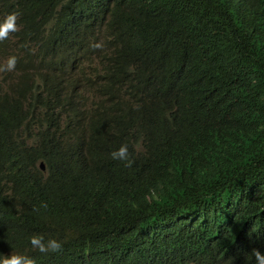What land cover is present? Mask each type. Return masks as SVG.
<instances>
[{
  "label": "trees",
  "instance_id": "obj_1",
  "mask_svg": "<svg viewBox=\"0 0 264 264\" xmlns=\"http://www.w3.org/2000/svg\"><path fill=\"white\" fill-rule=\"evenodd\" d=\"M177 1L188 6L186 13H175ZM234 7L232 0H0V19L18 14V31L0 41V66L4 58H17L15 70L0 73V244L6 251L36 264H86L77 244L88 241L105 249L95 256L113 255L111 264H177L197 251L208 264H255L252 249L264 253V210L258 207L264 202V0L244 13ZM102 37L107 66L98 81H108L114 95L123 81L130 96L133 74L148 75L155 84L130 105L154 131L147 132L145 146L155 159L143 165L124 138L128 132L103 133L97 116L86 147L102 153L105 169L123 170L111 179L123 181L104 185L91 215L92 208L77 201L71 216L63 217L72 235L64 249L40 253L29 237L45 234L47 241L54 235L45 219L56 195L71 187L89 190L75 171L80 144L69 133L84 136L78 97L61 107L41 91L37 75L56 85L59 69L65 76L69 67H79L90 43ZM234 50L241 69L232 61ZM21 80L29 82L35 104H22ZM42 112L53 125L39 134V144L15 142L7 149L8 134L32 128L29 118ZM123 144L131 166L111 158L112 149ZM186 161L198 171H185ZM36 162L44 163L45 172ZM154 181L166 187L151 198L153 204L168 188L182 208L207 204L210 218L199 225L217 235L180 223L154 254H145L122 223L136 189ZM197 242L224 249L208 252Z\"/></svg>",
  "mask_w": 264,
  "mask_h": 264
},
{
  "label": "clouds",
  "instance_id": "obj_2",
  "mask_svg": "<svg viewBox=\"0 0 264 264\" xmlns=\"http://www.w3.org/2000/svg\"><path fill=\"white\" fill-rule=\"evenodd\" d=\"M234 2L235 13H244L249 6L254 2H261L262 0H232ZM179 5L173 7L177 15L184 14L188 11V6L184 2L177 1ZM182 5V6H181ZM198 9L194 14H196ZM240 19V16L237 17ZM17 13H9L0 19V41L8 39L10 33L18 31L17 27ZM50 25V23H48ZM257 33V32H254ZM105 38L94 39L89 45V54L86 55L79 67H69L64 73L61 69L57 72L58 82L56 85L48 83L43 75H37V82L41 91L53 98L58 102L61 107L68 105L69 101L78 97V113L79 119L84 127V136L79 137L74 132H69L71 135V142L80 144L78 154L76 156L75 171L79 176L80 184L83 188L89 190L83 191L81 188L71 187L66 192H59L54 198L51 205V215L48 214L45 223L52 227L54 235L45 241V234H33L29 237L33 249L38 250L40 253L53 254L58 253L64 249L62 244L67 242V239L72 236L66 231L63 223V217H70L77 201H81L92 208L93 213L96 205L100 204V198L103 194L104 185L107 182L119 183L123 180L112 178L120 175L122 171L107 170L104 168V157L100 151L92 153L86 147L90 144L92 132H89L91 122L97 116L101 117L104 127L103 132L109 135H116L117 132H128L124 138L131 141V148L136 156H141L142 164L146 165L155 159L154 150H148L145 146L147 142V132H154L151 125L141 120L139 114L130 105L133 101L140 97L142 92L155 85L151 79L146 76L132 75V84L134 89V96L127 93L128 85L121 81L117 85V92L114 95L113 89L110 87L108 81L96 79L97 74L103 67L107 66V54L101 57V52L106 49L104 45ZM237 50L233 51V63L241 69L240 60L236 56ZM240 52V51H239ZM37 62V61H36ZM35 62V63H36ZM17 58L10 56L1 61L0 73L2 71L15 70ZM34 63V64H35ZM91 68H95L93 74L89 73ZM30 69V68H28ZM28 79V78H27ZM96 79V80H95ZM86 80L94 81L93 86L85 83ZM28 83L21 80L19 82V94H23V105L25 107L35 104L30 98ZM27 90V93H24ZM17 95V93H16ZM39 111H43L37 105ZM32 128L26 126L25 130L13 131L8 134L11 141L7 149L15 142H27L28 146H37L39 143V134L46 128L53 125L47 115L42 112L38 119H30ZM115 131V132H111ZM6 149V150H7ZM5 150V151H6ZM114 160L126 162L125 166H131L128 146L121 145L119 148L112 149L110 154ZM190 161H186L185 171L193 172L198 171L196 165H187ZM38 162L35 163V167ZM38 168L45 172V165L43 162L38 163ZM100 176H103L101 183ZM132 180V176L130 177ZM166 187V182L154 181L150 184L140 185L136 189L131 206L127 209L128 220L123 222L125 230H128L132 235V240L142 247L145 254H154L162 241H164L169 232L178 224H186L191 231H200L207 236L215 237L217 232L211 229L200 226V222L204 224L210 218L208 214L212 207L207 204L194 205L188 208L179 206L178 200L175 198L174 193H170L167 189L166 193L159 203L153 204L151 198L156 194L163 191ZM116 192L114 190H109ZM145 198H144V197ZM98 204V208H99ZM264 210V202L258 206ZM208 217L206 220L205 217ZM264 214V213H263ZM204 220V221H203ZM48 226V228H49ZM211 230V233H210ZM47 232V231H46ZM45 232V233H46ZM196 247L205 251H216L224 249L223 246L216 244H208L205 242L193 243ZM164 249L163 251H165ZM77 252L81 259L86 264H111L113 255L95 256L97 253L105 252L104 248L98 247L96 244L84 241L77 244ZM16 251H6V246L0 244V264H36L35 260L26 255L18 254ZM252 256L255 258V264H264V253L259 249H252ZM204 252L197 251L189 255L188 259L184 262L177 264H208L203 260Z\"/></svg>",
  "mask_w": 264,
  "mask_h": 264
}]
</instances>
